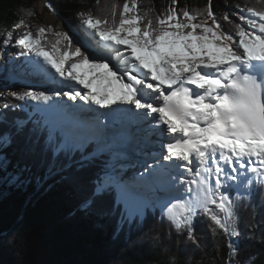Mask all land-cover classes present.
Returning a JSON list of instances; mask_svg holds the SVG:
<instances>
[{
    "label": "snow or ice",
    "instance_id": "snow-or-ice-1",
    "mask_svg": "<svg viewBox=\"0 0 264 264\" xmlns=\"http://www.w3.org/2000/svg\"><path fill=\"white\" fill-rule=\"evenodd\" d=\"M177 3L171 0L155 22L147 13L140 14L138 0H124L122 6L113 3L104 16L81 12L79 42L51 27L38 26L33 34L31 25L21 20L15 27L29 30L16 39L23 49L19 55L29 59L31 71L42 80L59 77L60 85L69 90L11 95L25 103L41 102L53 113L61 111L53 103L57 96L81 101L78 109L64 108L95 113L97 129L107 128L100 118L110 113L142 122L151 118L155 126L150 131L160 138V151L146 155L158 163L146 169V176L132 179L106 172L83 206L115 193V209L122 206L121 223L138 225L148 207L158 206L162 220L197 247L195 219L202 214L211 221L213 235L219 232L228 241L226 264L234 260L239 264L240 212L247 206L245 197L254 198L264 189V10L248 7L250 16L241 9L217 17L212 0L195 12L178 9ZM221 20L232 24L233 30H226ZM12 36L6 34V45ZM32 55L37 59L31 60ZM18 106L23 105L4 104ZM97 108L108 111L96 112ZM46 123L44 150L51 153V173L60 156L76 146L79 129L55 119ZM22 130L18 122L17 132ZM0 141L3 148L13 142L8 133ZM10 163L7 156L0 158L4 182L24 184L27 166L17 163L19 171L12 174L7 173ZM145 187L157 197L156 203H144ZM190 259L186 257L184 264ZM170 264H176L175 256Z\"/></svg>",
    "mask_w": 264,
    "mask_h": 264
},
{
    "label": "trees",
    "instance_id": "trees-1",
    "mask_svg": "<svg viewBox=\"0 0 264 264\" xmlns=\"http://www.w3.org/2000/svg\"><path fill=\"white\" fill-rule=\"evenodd\" d=\"M36 1L0 0V31L11 30L19 23L20 8ZM48 1L63 13L91 11L94 16L106 15L113 3H124ZM170 4L171 0H138L140 14L147 13L153 22ZM207 5L208 0H178L176 7L195 12ZM211 7L217 17H222L241 9L248 13V7L264 10V0H212ZM220 22L226 30H233L232 24ZM38 26L43 25L31 26L33 34ZM0 49H5L1 39ZM17 57L25 59L23 55ZM27 90L31 89L22 88L20 92ZM5 102L23 106L0 109V136L11 134L13 141L7 148L0 146V158L7 156L11 161L7 173L19 171L17 163L20 168H28L22 176L26 182L20 186L5 183V172L0 171V257L9 254V264H170L173 256L176 264H184L189 256V264H226L228 241L219 232L213 235L211 221L202 214L195 219V235L200 241L197 247L187 241L186 235H177L166 219L162 220L158 206L148 207L139 225L135 221L121 223L122 206L121 210L115 209V193L96 197L92 206L84 207L93 197L95 182L102 177L110 155L102 153L86 159L84 155L93 145L84 154L81 148L73 147L59 158L56 169L61 174L49 173L51 153L44 150L48 125L43 124L38 113L31 115L34 107L30 102L16 100L12 95H7ZM20 119L23 130L17 132L16 121ZM230 195L237 196L235 191ZM245 201L247 206L240 212L239 222V264H264V189L258 190L254 198L245 197Z\"/></svg>",
    "mask_w": 264,
    "mask_h": 264
},
{
    "label": "rangeland",
    "instance_id": "rangeland-1",
    "mask_svg": "<svg viewBox=\"0 0 264 264\" xmlns=\"http://www.w3.org/2000/svg\"><path fill=\"white\" fill-rule=\"evenodd\" d=\"M19 13H20L19 23L21 20H23L25 24L31 25L32 27L34 25H43L45 27H51L54 31H64L68 33L74 40L78 42L81 40L83 29L81 27V23H79L80 16L70 12L67 13L60 12L56 10L48 0H37L27 8L25 7L20 8ZM244 14L249 16L251 15L248 13H244ZM231 19L235 22H240L238 20V16H232ZM209 23H211V21H209ZM17 24H15V26ZM15 26H13L11 30L0 31V39L3 43H4V39L6 38V34L8 32L13 33L10 44L6 45L4 43L5 49L4 50L0 49V82L2 83V86L4 88V92L0 93V109L4 106V104H6L5 97L7 95H11V93L13 92L19 93L23 87L31 89L32 91H42L46 89L44 91H47L48 93H51L53 91L62 92L69 90L68 88L62 87L61 85L53 86L50 84V80H42L39 76L34 75L33 72L31 71V67H29V62H30L29 59L25 57V59L22 61V59H19L17 57L19 52L22 50V48L16 45V39L22 36L26 31H28L29 28L25 27L24 25H21L20 27H15ZM18 59L21 61H19ZM36 59L37 58L34 55L31 56V60H36ZM27 68L29 69V72ZM58 79L59 77H56V81H58ZM58 98L61 100L64 98V100L69 101L67 97L58 96ZM29 102L34 107L33 111L31 112V115H34L35 113H39L40 115H42L43 124H46V122L50 123L56 117H57L56 121L59 120H63L64 122L68 121L66 118H63L60 115H54V117H51L50 120L49 113L47 110V105L41 102H32V101ZM70 102L73 103L78 102L80 104H83V102L81 101H70ZM96 112L99 111L97 110ZM91 119L94 120V117H92ZM148 121H150V118L148 119ZM16 122L21 123L22 119ZM86 125L90 129L91 124H86ZM77 127L80 130L86 128L81 124L77 125ZM99 130L101 131V129ZM95 136L96 135H94V137ZM94 137L90 138L88 134L77 135L75 140L76 146L74 148L80 147L81 149H84L89 143H94L96 145V150H98V147L100 149L97 152H93L92 156L96 155L97 153H108L110 155V159L107 161V165L104 168L105 170L103 172L102 177L106 172L111 173L112 170L114 169L118 170V167H123L125 164H127V167H129V169H125L124 171L120 172L123 177L124 175H127L128 179H132L134 177L146 175L145 174L146 172L143 171H145L147 167L151 168L152 165L151 161L153 160L149 158V156L146 155V153H153V149H158V150L160 149L159 143L157 144V146H146V147L136 145L135 147L137 148H135L134 150V148L133 149L131 147L129 148V146H127L128 143L123 140H120V142L125 143L127 145H122V143H120L119 145H115L116 143L113 142V140H115L114 136H112L113 140L105 137L100 139L99 135L96 138H99L100 140H96V138ZM151 137L152 135L146 137V140L147 141L151 140ZM103 139L104 142L100 144ZM111 147L114 150H112ZM138 147L142 148V150L146 152L141 151L140 149H138ZM128 152L131 153L132 158L125 157V155H127ZM86 157L88 158L90 157V155H86ZM137 172H143V173L139 175V173L137 174ZM54 173L61 174V171L55 168L53 170V174ZM117 173L118 172H116V174ZM48 177L49 176H47V178ZM124 178L127 179L126 177ZM43 182L44 179L40 182V184ZM150 193H151L150 198L152 200L146 199L145 200L146 202L144 201L145 204H149L150 201L155 203L157 201V197L153 195L152 192ZM8 255L4 253L0 257V264H9Z\"/></svg>",
    "mask_w": 264,
    "mask_h": 264
},
{
    "label": "bare ground",
    "instance_id": "bare-ground-1",
    "mask_svg": "<svg viewBox=\"0 0 264 264\" xmlns=\"http://www.w3.org/2000/svg\"><path fill=\"white\" fill-rule=\"evenodd\" d=\"M29 67L32 68V65L30 64V62H29ZM33 74L37 75L35 73H33ZM53 75H54V73H53ZM50 84L53 86H60L59 79H58V81H56V78L54 80H50ZM77 89H79V86H77ZM53 103L59 104L61 106V111L53 113V112L48 110L50 120H51V117H54V115H60L63 118H66L68 121L64 122L63 120H59L58 122L70 123V124L75 125L76 127H77V125L81 124V125L86 127L83 130H80L78 128L79 131H78L77 135L88 134V136L90 138L94 137V135H96L94 137V138H96L99 135L100 139L105 137V138H108L111 140H113L112 136H116L115 141L113 140V142L116 143L115 145H119L120 143H122V142H120V140H123V141L127 142L128 145L125 143H122V145H127V146H129V148L130 147L132 149L134 148V150H135V148H137V147H135L136 145L146 147V145H145V142L147 141L146 137L152 135L151 131H150V127L152 125L155 126V122L152 121L151 118H150V121L147 120V121L142 122L139 120H133L128 116H124V120H123L124 126L123 127L119 126V124L117 125V124H111V123L106 122L104 124L107 125V128L101 129V131H100L99 129L96 128L94 120L91 119L92 117L95 116V113H79L76 111H72L71 109H65L64 108V106L67 105V106H75L78 109L82 104H80L78 102L73 103L70 101H66V100H64V98L61 100L58 98V96L56 97V100L53 101ZM93 108H96V106H93ZM97 110L99 112H106L107 111L106 109H98V108L96 109V111ZM54 119L57 120V117ZM86 124H91L90 129L87 127ZM124 130H127V131L124 132ZM99 138H96V140H100ZM159 139L160 138L158 136L152 135L151 140H150L152 143L147 144V146H157ZM103 142H104V139L102 140V142L100 144H102ZM138 149H140L141 151H144L140 147H138ZM159 151H160V149L159 150L153 149V152H159ZM144 152H146V151H144ZM125 157H127V158L131 157L132 158V155H131V153L128 152L127 155H125ZM160 162H162V159H160ZM151 163H152L151 166H155L158 163V161L152 160ZM125 165L123 167H118V170L117 169L112 170L111 173L116 174V172H118L119 174H121L120 173L121 171H124L125 169H129V167H127V164H125ZM131 166H134V165H131ZM147 169L150 170V167H147ZM143 172H146L145 174L147 175L146 170ZM143 172H137V174L139 173V175H140ZM124 177H126L128 179L127 175H124ZM185 178H187V177H185ZM213 183H214V181H213ZM150 192H152L150 188H148V187L144 188V192H143V200L144 201L146 199L152 200L150 198V196H151ZM161 195H163V194H161Z\"/></svg>",
    "mask_w": 264,
    "mask_h": 264
}]
</instances>
